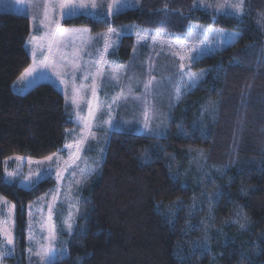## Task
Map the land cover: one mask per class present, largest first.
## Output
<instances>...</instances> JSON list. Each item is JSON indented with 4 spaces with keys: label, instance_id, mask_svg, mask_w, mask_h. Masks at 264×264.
I'll list each match as a JSON object with an SVG mask.
<instances>
[{
    "label": "trees",
    "instance_id": "16d2710c",
    "mask_svg": "<svg viewBox=\"0 0 264 264\" xmlns=\"http://www.w3.org/2000/svg\"><path fill=\"white\" fill-rule=\"evenodd\" d=\"M140 3L115 14L120 21L81 17L73 23L94 31L140 23L181 35L198 22L240 35L193 63L205 75L186 96L183 131L171 120L159 139L131 124L111 133L85 192L82 235L74 234L67 255L52 264H264V0H244L240 16L199 2L193 7L190 0ZM29 33L27 16L0 12V195L16 211L17 255L8 264H26V207L51 184L23 189L5 182L4 163L62 151L73 126L64 96L49 82L12 90L30 62ZM131 40L123 37L121 48L128 51ZM199 150V167L214 172L208 177L192 164ZM217 192L223 195L211 203L202 195Z\"/></svg>",
    "mask_w": 264,
    "mask_h": 264
},
{
    "label": "rangeland",
    "instance_id": "374dc122",
    "mask_svg": "<svg viewBox=\"0 0 264 264\" xmlns=\"http://www.w3.org/2000/svg\"><path fill=\"white\" fill-rule=\"evenodd\" d=\"M85 2L91 4L93 0H85ZM95 2L100 5L97 10L89 7L77 12L74 17H61L58 6L53 7V5H56L57 0H0V12L17 13L29 18L30 33L25 48L29 54L30 62L26 69L32 66L34 62L32 57L33 44L30 43L33 36L40 38L36 41V44L42 46L43 53L40 49L37 50V70L32 74L34 80H32V77L27 76L21 79L25 75V69L13 82V92L23 93L39 82H49L64 96L67 112L73 122V126L66 130L67 142L65 145L74 144V141L81 137L82 130L84 135L88 134V130L83 127L84 122L93 125L91 131L97 136V140H92L89 137L83 151L78 154L79 159L75 158V146L69 149L64 145L62 151L56 153L57 156H54L52 161L45 160V157L41 159L22 157L21 160L11 157L5 161L2 176L5 182L16 184L23 189L33 188L43 180L51 184L44 193L33 199L26 207V264H39V258L34 254V251L40 244L48 243L49 228L53 224L55 225L57 238L53 244L49 264L67 255L72 237L84 228L85 192L98 174L111 133L131 124L134 125L137 132L154 137L144 128L145 107L148 108L149 126L156 132H163L164 137L168 132L171 120H177L182 126L181 118L188 106L185 99L192 89L189 90L185 87L187 84L186 77L183 81L179 79L180 63L188 65L186 71L190 68L192 72L199 74L204 71L194 70L193 63L190 64L186 59L187 57L197 56L198 53L203 52V55L199 57L201 58L204 55L222 50L238 40H231V34L238 32L202 25L198 22H190L186 32L181 35L155 31L140 23H117L103 31H94L91 26L74 24L73 21L81 17L84 20L90 18L93 22H99L105 18L110 21H120L114 18L115 14L140 7L137 0H122V3L114 7V14L109 16L107 5L110 0H95ZM197 2L200 5H210L208 7L216 10L217 13L241 15L236 14L233 8L226 6L236 4L239 0H198ZM45 5L48 7L49 21L53 18L56 19L62 29H89V32L84 34L85 38L87 39L89 36L94 38L81 51V57L77 61L80 65L78 71H73L67 62L61 61L59 55H56L55 70L65 73L62 77L63 84L56 78L51 67L45 69L39 64L43 55H47L48 45L52 40V36L48 34V29L40 25ZM52 28L54 30L55 25H52ZM204 29H210L211 31L205 33ZM109 30L124 35L120 38L113 35L111 37L112 46L105 52L102 36L107 34ZM138 32L142 36L147 35L148 39L138 42ZM153 35L169 38L171 47L167 43L161 45L158 40L153 42L151 39ZM130 36L132 40L125 47L128 51H125L121 48L122 39ZM205 41H208V43ZM74 44L79 48L80 40L75 39ZM60 51L61 53H68L69 59H71V46L68 48L61 47ZM53 53H56L55 47ZM173 53L178 54L174 55ZM101 55H103L104 60L97 64L96 62L99 61ZM181 56L185 59L181 60ZM97 68L103 73V76L96 80L97 94L93 97L91 86ZM149 79H152V83L146 93L144 85L148 83ZM29 80H32V82H29ZM177 87L181 90L179 100L175 98ZM118 95H121V99L117 103H113V98ZM109 105H111V108H109ZM89 107H91L95 119H89ZM77 114L81 119H77ZM110 118L115 125L114 127H110L108 123H105ZM101 148L103 149L102 153ZM201 151H197L194 154L195 156L191 157L192 164L195 168L197 167L196 169L200 171V174L208 177L214 172L209 168L203 170L199 167L204 157L203 150ZM29 160H31V163H29ZM65 160L69 161L67 170H64ZM37 161H43V163H37ZM97 161H99L98 166ZM57 165L61 168V178L59 180L56 177ZM94 167L96 171L92 173L86 182L76 183L77 180L81 179L82 170L86 172ZM8 173H13V175L9 176ZM53 197H55V200H53ZM0 198H2L0 199V225L4 229L3 232H0V251L6 253L0 257V264H8L6 259L17 255L15 253L16 211L15 208L13 210V202L2 195H0ZM4 201H7V203H4ZM77 202H79V213H76L75 206ZM49 203L53 205L51 220L48 219ZM29 205H31V208ZM69 212L73 213L74 230L72 235H69L63 225V220ZM8 237L13 239L14 243L12 245L7 243ZM29 247L34 250L33 253L28 251Z\"/></svg>",
    "mask_w": 264,
    "mask_h": 264
},
{
    "label": "snow or ice",
    "instance_id": "6c2138e0",
    "mask_svg": "<svg viewBox=\"0 0 264 264\" xmlns=\"http://www.w3.org/2000/svg\"><path fill=\"white\" fill-rule=\"evenodd\" d=\"M120 3H122V0H110V2L107 5V14L109 16L113 15L114 14V7L119 5ZM243 5H244V0H239V2L236 4H229L226 6L233 8L235 10V13L239 15V14H243ZM57 6L59 8V13H60L61 17H74V16H76L77 12L88 9L89 7H91L93 10H97L100 7V5H98L95 2V0H93V2L91 4L86 3L85 0H57L56 5H53V7H57ZM33 19H35V18H33ZM40 25L48 29V34H50L52 36V40L49 42L48 49H47V55H43V58L39 61V64L42 65L43 68H45V69L51 67L54 71L56 78L58 80H60L61 84H63L64 80L62 77L65 73H62L60 71L55 70L56 69V55H59V59L61 61L67 62V64L70 65V67L72 68L73 71H78L80 69V65H79V63H77V61L81 57V51L83 48H85L87 45H89L94 38H92L90 36L87 39L85 38L84 34L89 32V29L85 28V29H81V30H67V29H62L59 22L56 19L53 18L51 21H49L47 5H45V7H44L43 19L40 20ZM52 25H55L54 30L52 28ZM210 31H211L210 29H204L205 33H208ZM113 35H115L117 38H120L124 34L123 33H116V32H114V30H109V32L107 34L103 35L102 39H103L105 52H107L108 48L112 46L111 37ZM239 35H240L239 33L231 34V40L238 39ZM77 38L80 40V47L79 48H77L74 44V41ZM137 38H138V42H139L140 40H147L148 36L147 35L142 36L138 32ZM38 39H40V38L33 36L32 40L30 41V43L33 44L32 57H33L34 62H33L32 66H30L28 69L25 70V75L22 76L21 79H24L25 76L32 77V74L37 70V67H36L37 50L40 49L41 53H42V46L36 44V41ZM151 39L153 40V42H156L158 40V42L161 45H164L165 43H167L169 45V47H171V40L169 38L153 35L151 37ZM205 42L208 43V41H205ZM69 46L72 47V52L70 54L71 59H69L68 53H66V52L61 53V51H60L61 47L68 48ZM54 47L56 49L55 54L53 53ZM173 54L177 55L178 53H173ZM89 55H91V53H89ZM202 55H203V52H200V53H198L197 56H189L186 59L191 64V63H195L197 61V59ZM184 59H185V57L181 56V60H184ZM103 60H104V57H103V55H101L99 61L96 63L99 64V63L103 62ZM186 68H188V65H186L185 63H180V65H179V69H180L179 79L181 81H183L184 78L186 77L187 78V84L185 85V87L188 88L189 90H191L192 88H195L198 86L199 82L203 79L205 72H201V73L197 74L195 72H192L190 70V68H189V70L186 71L185 70ZM101 76H103V73L99 70V68H97V71H96L95 75L93 76V82H92V86H91V92H92L93 97H95L97 94L96 80H97V78H99ZM85 78H87V77H85ZM32 80H34V77H32ZM32 80H29V82H32ZM151 83H152V79H149L148 83H146L144 85L146 93L149 91V87H150ZM121 95L114 97L113 103H117L121 99ZM180 96H181V90L179 87H177L176 88V96H175L176 100H179ZM74 103H75V101H74ZM109 108H111V105H109ZM147 113H148V108L145 107L144 108V115H145L144 128H145V130L150 132L155 138H158V139L163 138L164 137L163 132H156L154 129H152L149 126V122L147 119ZM77 119H81L79 117V114H77ZM89 119H95L91 107H89ZM105 123H108L110 125V127L115 126L113 124V121L111 118L108 121H105ZM83 127H84V129L88 130V134L84 135L83 130H82L81 137L76 139L74 141V144H66L65 145V147L69 148V149H71L73 146H75V148H76L75 158L76 159H79L78 154L81 151H83V147H84V145H86L88 143L89 137L92 140H97L96 134L91 131L93 125L89 124L88 122H84ZM178 127H180L181 130L183 131V128L181 125H178ZM89 147H91V146H89ZM100 151L102 153L103 149L101 148ZM54 156H57V154L53 153L52 155L45 157V160L52 161ZM13 158L16 160L22 159V157H20V156H15ZM144 158L147 159V152L144 153ZM29 163H31V160H29ZM37 163H43V161H37ZM64 165H65L64 170H67V166L69 165V161L65 160ZM98 165H99V161H97V166ZM95 171H96L95 167L92 168L90 171H86V172L82 170L81 179L77 180L76 183L81 184L83 182H86L87 179ZM217 171H220V169H217ZM8 175L11 176V175H13V173H8ZM56 177L58 180L61 178V168L59 165H57V168H56ZM241 191L243 192L244 189L242 188ZM202 195L204 196V198L209 203H211V201L214 198L222 196L223 193L217 192L214 195L202 193ZM0 199H2V198H0ZM53 200H55V197H53ZM4 203H7V201H4ZM12 207L14 210L15 206L13 205ZM29 207L31 208V205H29ZM75 207H76V213H79V202H77ZM52 215H53V205L51 203H49V205H48V219L49 220H51ZM63 225L67 229L69 235H72L73 230H74L73 213L69 212L68 216L63 220ZM240 227L243 229L245 227V225L241 224ZM3 231H4L3 226L0 225V232H3ZM77 235H82V233L77 234ZM56 238H57V233H56L55 225L53 224L49 228V234L47 236V240H48L47 244H40L39 247L35 251L31 247H29L28 251L30 253H33V251H34V254L39 258V264H49V257L52 253L53 244H54ZM7 243L9 245H12L14 243V241L11 237H8ZM5 254H6L5 252L0 251V257H2ZM241 264H243V259L241 260Z\"/></svg>",
    "mask_w": 264,
    "mask_h": 264
},
{
    "label": "crops",
    "instance_id": "0c3cea01",
    "mask_svg": "<svg viewBox=\"0 0 264 264\" xmlns=\"http://www.w3.org/2000/svg\"><path fill=\"white\" fill-rule=\"evenodd\" d=\"M137 1H139V3H140V2H143V1H150V2H152V1H157V0H152V1H151V0H137ZM160 1H163V0H160ZM165 1H169V0H165ZM170 1H177V0H170ZM190 1H191V4H190L191 6H193V7H194V6H197V5H196L195 3H193V2H196V1H198V0H190ZM140 5L143 6L141 3H140ZM141 6H140V7H141ZM169 6H180V4H170V3H169V4H166V3H162V4H161V3H160V6H159V7L164 8V7H169Z\"/></svg>",
    "mask_w": 264,
    "mask_h": 264
}]
</instances>
